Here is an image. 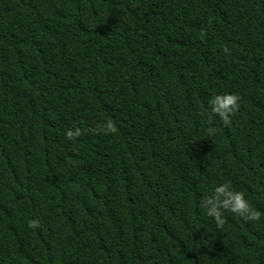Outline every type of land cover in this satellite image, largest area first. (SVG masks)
I'll list each match as a JSON object with an SVG mask.
<instances>
[{"label":"trees","instance_id":"1","mask_svg":"<svg viewBox=\"0 0 264 264\" xmlns=\"http://www.w3.org/2000/svg\"><path fill=\"white\" fill-rule=\"evenodd\" d=\"M0 264H264V0H0Z\"/></svg>","mask_w":264,"mask_h":264},{"label":"clouds","instance_id":"2","mask_svg":"<svg viewBox=\"0 0 264 264\" xmlns=\"http://www.w3.org/2000/svg\"><path fill=\"white\" fill-rule=\"evenodd\" d=\"M238 97L231 94H217L211 100L208 101L212 105L211 111L220 116L221 120L227 124L229 122L228 117L225 113H234L238 107L236 104ZM104 127L111 132L113 126L110 121L104 123ZM76 133L72 131H66L65 136L71 137ZM217 193L224 192L227 199L222 203H217V197L213 196L209 201V213L219 219L220 212L219 208L223 207L231 213H242L245 214L251 220H257L260 213L252 209L248 201L244 198L243 194L239 191L230 190L225 192L224 187L217 188L215 190Z\"/></svg>","mask_w":264,"mask_h":264}]
</instances>
